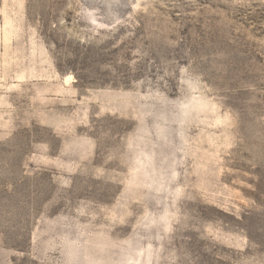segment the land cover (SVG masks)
Listing matches in <instances>:
<instances>
[{
  "label": "rangeland",
  "instance_id": "1",
  "mask_svg": "<svg viewBox=\"0 0 264 264\" xmlns=\"http://www.w3.org/2000/svg\"><path fill=\"white\" fill-rule=\"evenodd\" d=\"M0 264H264V0H0Z\"/></svg>",
  "mask_w": 264,
  "mask_h": 264
}]
</instances>
